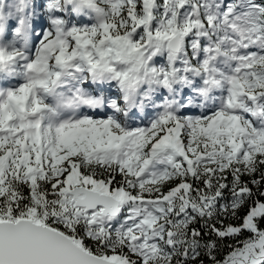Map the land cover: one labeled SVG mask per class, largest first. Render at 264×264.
I'll return each mask as SVG.
<instances>
[{
    "label": "snow or ice",
    "instance_id": "6c2138e0",
    "mask_svg": "<svg viewBox=\"0 0 264 264\" xmlns=\"http://www.w3.org/2000/svg\"><path fill=\"white\" fill-rule=\"evenodd\" d=\"M0 264H264V0H0Z\"/></svg>",
    "mask_w": 264,
    "mask_h": 264
}]
</instances>
